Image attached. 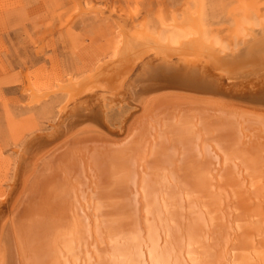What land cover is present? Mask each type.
<instances>
[{"label": "bare ground", "instance_id": "obj_1", "mask_svg": "<svg viewBox=\"0 0 264 264\" xmlns=\"http://www.w3.org/2000/svg\"><path fill=\"white\" fill-rule=\"evenodd\" d=\"M172 14L32 92L64 98L0 160V264H264V16Z\"/></svg>", "mask_w": 264, "mask_h": 264}, {"label": "rangeland", "instance_id": "obj_2", "mask_svg": "<svg viewBox=\"0 0 264 264\" xmlns=\"http://www.w3.org/2000/svg\"><path fill=\"white\" fill-rule=\"evenodd\" d=\"M197 3L207 13L208 36L219 44H227L225 35L243 21V13L264 16V0H0V160L12 164L18 142L29 129L47 132L64 95L55 93L32 104L31 94L40 95L37 89L53 93L59 79L77 73V55L113 43L118 16L128 29L153 31L173 12L178 17ZM95 92L91 102H99L103 94ZM9 169L0 165V180ZM2 184L5 188V180Z\"/></svg>", "mask_w": 264, "mask_h": 264}]
</instances>
